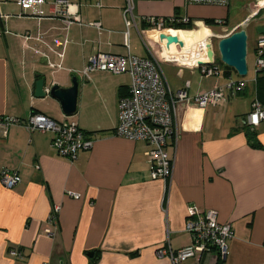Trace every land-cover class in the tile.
Instances as JSON below:
<instances>
[{"label": "crops", "instance_id": "1", "mask_svg": "<svg viewBox=\"0 0 264 264\" xmlns=\"http://www.w3.org/2000/svg\"><path fill=\"white\" fill-rule=\"evenodd\" d=\"M135 1L138 18L189 15L196 23L190 31L179 29L178 37L199 42L206 26L214 32L213 25H224L220 19L229 25L235 0L227 7L189 5L186 0ZM79 3V22L69 27L51 15L49 5H29L22 15L16 0L0 5L1 12L9 15L0 18V117L25 119L37 112L57 120L71 118L96 135L93 148L72 161L52 146L50 132L30 131L21 123L0 128V174L6 169L21 176L12 188L0 181V264H172L169 257L158 255V249L192 243L185 230L191 204L217 209L220 221L233 225L235 235L228 241L229 253L222 264H264V120L256 127L263 148L252 147L244 127L252 102L259 99L254 78L246 75V88L221 104H178L176 149L168 146L175 154L173 174L167 180L154 179L149 145L115 134L119 100L128 93L131 76L94 70L85 77L83 71L98 52L145 57L152 51L161 59L176 57L167 51L161 33L144 23L142 35L130 27L127 36L125 0ZM246 9V16L232 24L231 31L248 22ZM205 19L215 24L207 25ZM260 24L264 21L256 23L255 30ZM258 35L256 30L254 54ZM173 53L178 54L179 48ZM161 67L173 90L190 81L191 97L223 85L229 77H241L221 65L213 76L190 65L162 61ZM39 73L61 86H70L72 76H79L74 115H65L49 94L36 97ZM54 205L61 211L59 231L51 236L44 229ZM10 247L21 249L22 257L11 256ZM219 263L213 251L183 264Z\"/></svg>", "mask_w": 264, "mask_h": 264}, {"label": "built area", "instance_id": "2", "mask_svg": "<svg viewBox=\"0 0 264 264\" xmlns=\"http://www.w3.org/2000/svg\"><path fill=\"white\" fill-rule=\"evenodd\" d=\"M9 0H0V5ZM123 15L128 29L136 27L142 35L141 24H146L151 31L162 33L164 30H178L176 25H187L196 23L189 15L174 13L168 16L143 15L137 17L135 14V0H125ZM261 0H257L254 9L249 13L247 21L258 15L264 6H259ZM231 0H186L189 5H216L229 6ZM16 4L22 9L21 15L25 13L29 5H49L51 15L62 19L67 27L75 22H79L80 3L79 0H16ZM8 18L0 10V18ZM219 22L225 24V20ZM101 28L100 22L92 23ZM232 31L230 34H232ZM228 34V35H230ZM227 35V36H228ZM166 41V40H165ZM68 42L65 39L63 46ZM212 45V43L210 42ZM213 50L214 47L212 45ZM36 53H41L39 49ZM63 57L64 53H58ZM255 78L264 69V34H259L255 47ZM217 55L211 60L206 52L205 58L193 62L192 67L199 68L205 76H213L219 73L217 65ZM162 61L180 64L179 61L169 58H159L152 51L149 56H138L132 53L125 55L107 52H98L93 55L83 71L85 77L94 70L110 71L114 74L128 73L131 76V84L128 93L122 95L119 100V117L115 128V134L131 139L142 140L149 145L147 156L149 158L150 176L154 179L162 178L167 180L172 177L175 154H171L168 146L176 149L178 139L177 129V106L179 103H189L194 101L200 107L208 105H218L226 101L229 96H236L248 85L245 76L238 78L229 77L223 85L191 97L188 92L190 81H186L184 86L173 90L167 83L161 63ZM181 65V64H180ZM52 68L55 65H51ZM58 67H61L59 65ZM264 120V105L258 99L252 102V109L247 114L244 122L252 127L259 126ZM14 123H21L30 131H44L52 133V146L56 151L70 160L78 159L80 152L93 148L96 135L93 132L84 130L77 120L66 118L64 120L53 119L42 113H33L28 118L22 119L16 116L4 115L0 117V128L3 130ZM1 183L12 188L21 181V176L17 171L2 170L0 174ZM74 198H80V193L68 191ZM60 205H54L48 218V226L45 233L55 236L59 231ZM185 230L191 235L192 243L174 249L171 245L158 249L159 256H167L172 264H183L186 260L196 258L199 260L204 254L217 252L220 263L226 260L229 253L228 241L235 235L234 227L231 223L221 222L219 212L214 208L203 209L198 205L191 204L188 207V217ZM8 253L16 258L22 257V252L16 247H10Z\"/></svg>", "mask_w": 264, "mask_h": 264}, {"label": "water", "instance_id": "3", "mask_svg": "<svg viewBox=\"0 0 264 264\" xmlns=\"http://www.w3.org/2000/svg\"><path fill=\"white\" fill-rule=\"evenodd\" d=\"M256 30L258 34H264V24L258 25ZM161 38L166 40L169 47L176 43L184 45L183 41L166 30L162 31ZM217 51L218 57L225 65L233 68L240 76L248 75V32L245 28H240L232 34L222 37L218 42ZM214 52L217 55L212 45L209 44L208 53L211 60L214 57ZM48 76L37 74L36 97H45L49 94L60 102L65 115H74L77 111L79 98L80 81L78 77H72L70 86H61L59 83L49 81Z\"/></svg>", "mask_w": 264, "mask_h": 264}, {"label": "rangeland", "instance_id": "4", "mask_svg": "<svg viewBox=\"0 0 264 264\" xmlns=\"http://www.w3.org/2000/svg\"><path fill=\"white\" fill-rule=\"evenodd\" d=\"M257 2V0H235L233 1V3H231V9H230V23L229 25L224 24V25H213V30H215L213 32V36L210 37V42L212 43L217 56L218 55V51H217V46H218V42L222 37L227 36L228 34H230L232 31V24L236 23L237 21H239L240 19L244 18L246 16L247 13V9L246 6H248V10L251 12V10L254 9V3ZM136 4V1H135ZM7 15V13H4ZM264 21V16L261 17H254L253 19H251L250 21L246 22L244 24L243 27H247V32H248V68H249V72L247 77L250 79L255 78V62H256V56L252 51L253 48V41H254V35L256 34V30L254 28V25L258 22H262ZM242 27V28H243ZM239 30V29H238ZM143 40V39H142ZM217 65H221V67L223 68V66H226L224 63H217ZM236 72V71H235ZM77 76L79 79L78 75H74ZM49 77H51L49 75ZM73 77V76H72Z\"/></svg>", "mask_w": 264, "mask_h": 264}, {"label": "bare ground", "instance_id": "5", "mask_svg": "<svg viewBox=\"0 0 264 264\" xmlns=\"http://www.w3.org/2000/svg\"><path fill=\"white\" fill-rule=\"evenodd\" d=\"M259 6H264V0H261L259 3ZM168 32H170L172 35L177 36L178 37V32L180 31L178 30H166ZM184 31V30H181ZM186 31H190V30H185ZM213 32L212 30L206 26L205 30L202 33V36L199 40V42L196 41V38H188V39H182L184 42V45L181 46L180 44L176 43V44H172L170 47L167 46V51L172 54L175 55L176 60L179 61L180 64H191L193 62H198L202 59L205 58V55L203 56H195V55H187V54H182V51H188L191 54H206V52H208L209 50V44H210V37L213 36ZM179 38V37H178ZM180 39V38H179ZM181 40V39H180ZM193 45V48H192ZM179 48V53H173V51Z\"/></svg>", "mask_w": 264, "mask_h": 264}, {"label": "trees", "instance_id": "6", "mask_svg": "<svg viewBox=\"0 0 264 264\" xmlns=\"http://www.w3.org/2000/svg\"><path fill=\"white\" fill-rule=\"evenodd\" d=\"M263 14V10H260V12L258 13V17H260ZM205 23L207 25H213L215 24V21L212 19H205ZM176 29H187V30H191L193 28V23H189L187 25H176L175 26ZM217 62L221 63L222 61L220 60L219 57H217ZM223 63V62H222ZM227 68L233 69L229 66H225ZM229 73V72H228ZM257 89H258V97L260 99V101L263 103L264 105V69L258 73L257 75ZM245 130H246V134L248 136V139L250 141V144L252 145V147L254 148H263V144L262 142L258 139V132L256 130V127H252L250 125H245ZM18 250L21 251V249L17 248Z\"/></svg>", "mask_w": 264, "mask_h": 264}]
</instances>
